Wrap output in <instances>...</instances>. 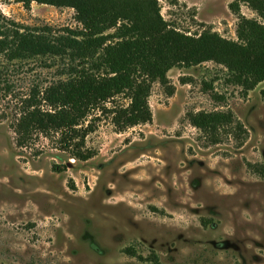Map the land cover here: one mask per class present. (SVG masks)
<instances>
[{"label": "rangeland", "instance_id": "374dc122", "mask_svg": "<svg viewBox=\"0 0 264 264\" xmlns=\"http://www.w3.org/2000/svg\"><path fill=\"white\" fill-rule=\"evenodd\" d=\"M232 1L157 4L180 34L210 28L235 42ZM239 14L261 21L245 2ZM0 19L56 34L80 29L73 9L36 2L0 0ZM66 64L0 56V264H264V81L244 95L222 65L174 67L172 96L152 85L150 122L116 131L109 111L127 104L124 95L87 117L85 146L95 155L81 162L58 135L33 133L19 146L13 132L23 99L64 80ZM214 111L240 127L212 134L189 123Z\"/></svg>", "mask_w": 264, "mask_h": 264}, {"label": "trees", "instance_id": "16d2710c", "mask_svg": "<svg viewBox=\"0 0 264 264\" xmlns=\"http://www.w3.org/2000/svg\"><path fill=\"white\" fill-rule=\"evenodd\" d=\"M16 1L25 7L36 2L71 8L80 25V29L56 34L49 27H27L0 19V56L6 61L47 57L67 63L64 80L40 91L33 89L23 99L13 125L19 146L33 133L58 135L60 149L73 159H91L95 153L86 148L85 138L93 132V125L87 117L103 109L109 100L124 95L127 104L109 111L116 131L150 122L147 100L152 85L158 83L167 96H172L174 87L166 74L174 67L203 62L222 65L227 82L240 87L244 95L264 81V0L229 3L228 9L238 16L235 42L210 28L193 37L180 34L160 17L158 0ZM241 2L247 3L261 21L240 15ZM259 94L264 98V88ZM188 120L193 127L212 134L222 127H240L230 112H197L188 115Z\"/></svg>", "mask_w": 264, "mask_h": 264}]
</instances>
